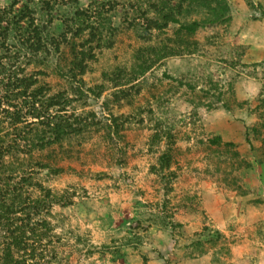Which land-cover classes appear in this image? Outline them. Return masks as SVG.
Wrapping results in <instances>:
<instances>
[{
	"label": "rangeland",
	"instance_id": "rangeland-1",
	"mask_svg": "<svg viewBox=\"0 0 264 264\" xmlns=\"http://www.w3.org/2000/svg\"><path fill=\"white\" fill-rule=\"evenodd\" d=\"M47 1H28L47 51L11 45L85 126L26 161L52 229L33 243L40 263L264 264V0H225L218 21L205 0H170L181 10L161 28L149 26L158 0ZM76 7L105 27L98 47L69 29ZM83 42L94 55L77 90Z\"/></svg>",
	"mask_w": 264,
	"mask_h": 264
},
{
	"label": "trees",
	"instance_id": "trees-1",
	"mask_svg": "<svg viewBox=\"0 0 264 264\" xmlns=\"http://www.w3.org/2000/svg\"><path fill=\"white\" fill-rule=\"evenodd\" d=\"M28 1L32 0H26L17 7L16 0H13L9 6L0 7V264H41L33 243L36 245L43 240L44 236L39 231L49 233L52 229L48 219L42 217V201L33 198L29 190L33 186V171L26 164L32 159L34 147L58 143L85 126L81 115L67 111L69 98L66 92L48 94V87L38 83L35 73L26 74L19 65V51L14 43L11 45L14 37H19L17 41L32 49L33 53L47 51L42 38L43 26L36 22L34 9L32 13ZM43 1L50 8L48 1ZM67 2L77 3L78 0ZM210 2L205 0L204 3L214 12V20L218 21V16L228 9L227 3L215 0L217 5L214 8ZM97 4L95 2L89 7L97 11L93 12L98 13L97 18H101L99 8L103 5ZM153 4L158 5H153L156 15L149 20L150 27L167 26L170 21H176L181 10V4H171L170 0L166 3L158 0ZM90 11L76 7L69 18V29L74 30L73 35L76 36L87 31V41L98 39V47L105 27L99 20H93L91 23L95 26L92 27L84 24L92 17ZM210 22L212 20L202 19L181 23L177 32L193 33L199 27L210 25ZM110 42L107 40L108 44ZM74 46H71L68 78H71V83H78V90L83 83L81 75L94 54L90 45L85 47V42L78 44V48ZM88 89L98 93L94 88ZM19 155H25V164ZM159 160L161 167L168 166L169 155L164 153ZM43 191L44 197L51 196L49 189Z\"/></svg>",
	"mask_w": 264,
	"mask_h": 264
}]
</instances>
